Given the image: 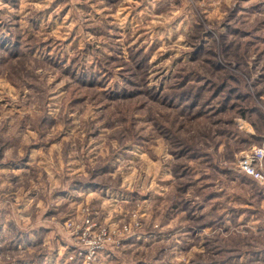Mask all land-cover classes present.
Returning <instances> with one entry per match:
<instances>
[{
  "label": "clouds",
  "instance_id": "9594fccd",
  "mask_svg": "<svg viewBox=\"0 0 264 264\" xmlns=\"http://www.w3.org/2000/svg\"><path fill=\"white\" fill-rule=\"evenodd\" d=\"M0 264H264V0H0Z\"/></svg>",
  "mask_w": 264,
  "mask_h": 264
}]
</instances>
